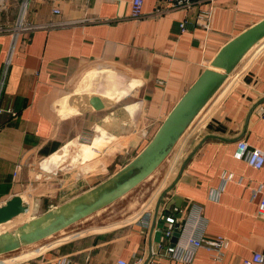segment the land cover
Returning <instances> with one entry per match:
<instances>
[{"label": "crops", "instance_id": "1", "mask_svg": "<svg viewBox=\"0 0 264 264\" xmlns=\"http://www.w3.org/2000/svg\"><path fill=\"white\" fill-rule=\"evenodd\" d=\"M131 1L8 0L0 9V23L14 22L23 4L26 20L33 24L83 21L24 34L11 62L10 36L0 39L1 207L21 195L29 214L46 211L124 167L219 50L264 19V0H192L177 10L166 4L159 8L162 0H145L140 19L131 17ZM183 22L185 33L179 28ZM124 70L128 89L94 90L102 76ZM91 94L109 99L104 110L91 108ZM263 104L264 39L184 134L179 170L172 174L171 167L143 193L121 202L122 210H132L131 222L72 226L28 250L0 256V264H57L65 258L72 264H115L119 258L134 264L136 257H149L151 248L164 241L171 244L173 236L163 239L166 225L161 215L176 209L187 231L198 227L199 234L230 240L220 261L200 249L192 264H241L264 251V222L256 216L264 166L258 170L234 156L240 140L264 150V121L259 116ZM121 109L128 112L131 126ZM111 116L114 129L131 127L132 132L116 137L104 131L100 124ZM94 143L101 148L92 161L76 166L71 158L63 161L69 146L80 149ZM226 174H233V180L225 182ZM161 264L178 263L163 259Z\"/></svg>", "mask_w": 264, "mask_h": 264}, {"label": "water", "instance_id": "2", "mask_svg": "<svg viewBox=\"0 0 264 264\" xmlns=\"http://www.w3.org/2000/svg\"><path fill=\"white\" fill-rule=\"evenodd\" d=\"M263 39L264 19L227 42L212 59L210 67L203 70L195 82L186 89L147 145L129 163L107 179L11 229L4 225L25 214L29 206L25 204V198L21 195H15L6 201L2 207L0 206V227L4 226V229L0 230V256L17 253L76 225L113 205L150 178L169 158L196 117L243 58ZM88 98L91 108L96 111L104 110L106 102H109V99L97 94H91ZM118 112L124 116L127 125L131 126L128 112L125 109ZM112 119V116L108 117L100 127L116 137L132 132L131 127L120 131L114 129L110 125ZM179 237L180 232L175 231L171 245H175Z\"/></svg>", "mask_w": 264, "mask_h": 264}, {"label": "built area", "instance_id": "3", "mask_svg": "<svg viewBox=\"0 0 264 264\" xmlns=\"http://www.w3.org/2000/svg\"><path fill=\"white\" fill-rule=\"evenodd\" d=\"M7 2L8 0H0V9L6 8ZM144 3L145 0L131 1V17L133 19H140L141 17H143ZM191 3L192 0H162L159 3V8L163 9V4H166L167 6L169 5L170 10H177L188 7ZM26 8V4H23L21 13L18 15V18L14 22L0 23V39L5 36H10L12 45L9 51L10 54L8 57V62H11V56L14 53L16 46H18L20 38L24 34H28L36 30L45 28L49 29L67 27L83 23V21L73 20L53 22L46 25L33 24L26 20ZM54 13L59 14L60 11L56 9L54 10ZM179 28L181 33H185L187 31V27L184 22L180 24ZM0 84H2L1 80ZM259 116L264 121V104L259 108ZM234 156L238 160L245 161L252 168L259 170L264 166V150L253 148L244 140L238 141ZM14 175L16 176L17 173H15ZM233 178V174L224 175L225 182H229L233 180ZM256 195L261 196V202L256 216L258 219L264 222V185H262L259 190H257ZM177 212L178 209H176L172 214L161 215L166 225L164 229L165 232L163 234V239H170L173 236L174 232L178 231L180 232V237L177 243L175 245H169L164 241L163 244H160L158 246V248H151V254L149 257H136L134 264H161V260L163 259H168L169 261L176 262L178 264H192L194 263L196 255L200 249H205L210 252L212 258L215 261H220L222 259L225 252L230 247V240L223 236H213L205 232L199 234L196 230L198 227H194L192 230L187 231L185 228L186 222H182L183 220L180 217L178 218L177 216H175ZM178 213L181 214V212ZM57 264H72V261L69 258H65L57 261ZM115 264L130 263L122 258H119L116 260ZM241 264H264V251L254 253L251 258L243 260Z\"/></svg>", "mask_w": 264, "mask_h": 264}, {"label": "rangeland", "instance_id": "4", "mask_svg": "<svg viewBox=\"0 0 264 264\" xmlns=\"http://www.w3.org/2000/svg\"><path fill=\"white\" fill-rule=\"evenodd\" d=\"M127 71L124 70V72H117L119 74H116L115 76L114 75H111V73L109 74H106L104 76H102V79L100 80V82H96L95 85L93 86L94 90L100 92V93H106V92H112L114 93L115 90H120V89H128L129 86H128V83L126 81L125 78H127ZM111 78H116L117 80H112ZM127 93V92H126ZM125 93V94H126ZM149 138V137H148ZM186 137H182L181 140L179 141L178 145L175 147V149L173 150L172 154L169 156V158L160 166V168L150 177L148 178L145 182H143L141 185H139L137 188H135L133 191H131L129 194H127L125 197L126 199H122L120 202H116L114 203L113 205L109 206L108 208L102 210L101 212L97 213V214H94L93 216L87 218V219H83V221L77 223L76 225H74V227H72L73 229L74 228H85V227H106V226H109L110 224L112 223H117L120 224L122 222V220H127L128 219V222H131L130 218L133 215V212L132 210L129 211V212H126L124 210L121 209V206H123V204L121 203L123 200H130V198H132V196L138 194V193H143V191H145L146 188L149 187L150 184L153 183V181L160 177L164 172H168L171 167H173V171H172V174H175L179 168H180V164L182 163V159H183V156H185V153L184 155L181 156V149L184 145V142L186 141L185 139ZM101 148V147H100ZM108 148V147H106ZM71 155L70 156H74L80 149L79 148H75V147H72L71 148ZM95 157V154L94 156L92 157V159H90L91 161L93 160V158ZM71 158V157H70ZM88 161V160H87ZM85 162V161H83ZM68 164V163H67ZM78 164V163H76ZM76 164H74L76 166ZM124 164V163H123ZM66 166V163L65 165ZM74 168V167H72ZM168 169V170H167ZM117 172V170H116ZM112 173V172H111ZM115 173V172H114ZM147 190V189H146ZM148 195V194H147ZM146 193L144 195V198H142V205H144V203H146ZM136 208V207H135ZM133 208V210L135 209ZM48 210H41L39 212H33L30 214L28 213L27 215H25L24 219L22 220V223L23 222H26L34 217H37L45 212H47ZM21 224V223H20ZM117 226H121L120 225H117ZM116 226V227H117ZM128 231L130 230H127L125 233L128 234ZM34 246V245H32ZM28 249V247H26ZM33 248V247H32ZM12 255H15V254H12ZM6 258V257H5Z\"/></svg>", "mask_w": 264, "mask_h": 264}, {"label": "bare ground", "instance_id": "5", "mask_svg": "<svg viewBox=\"0 0 264 264\" xmlns=\"http://www.w3.org/2000/svg\"><path fill=\"white\" fill-rule=\"evenodd\" d=\"M72 147L69 146L68 148H66L65 150V156H64V159L67 157V158H70V161L71 163L73 164H76L77 162H83V161H87V160H90L92 159V157L96 156V152L95 150H97L98 148H100L97 144L94 143V145L90 146V145H84L80 148V150L74 155V156H70L71 155V149ZM63 161L64 162H70L68 161L67 159H65ZM63 163V162H62ZM29 213V209L28 211L23 214V215H20L18 218H16L13 222L11 223H8L7 225H4L6 226V228L8 229H11V228H14L16 226H18L20 223H22V220L24 219L25 215H27ZM4 226L0 227V230L2 231L4 229Z\"/></svg>", "mask_w": 264, "mask_h": 264}]
</instances>
